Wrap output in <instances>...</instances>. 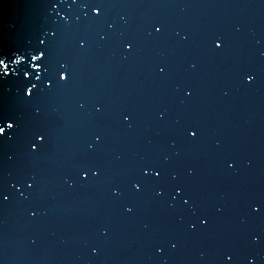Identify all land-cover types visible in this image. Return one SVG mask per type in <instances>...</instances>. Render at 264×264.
<instances>
[{"label":"water","instance_id":"obj_1","mask_svg":"<svg viewBox=\"0 0 264 264\" xmlns=\"http://www.w3.org/2000/svg\"><path fill=\"white\" fill-rule=\"evenodd\" d=\"M5 3L6 7L0 6V42L13 46L27 47L33 34L47 27L55 15L40 6L41 0ZM121 3L124 6L108 10L106 20L116 26L109 42H100L96 35L106 24L80 26L89 35L90 45L76 59L71 89L41 101L53 137L51 151L43 158H30L21 139L7 148V156L13 159L5 156L2 176L10 182L9 189L19 196L11 184L24 173L37 175L40 186L29 200L13 199L0 211L2 264H216L217 250L244 230L240 218L245 201L264 194V0ZM70 14L73 20L83 15L79 8ZM156 21L167 26V38L159 42L147 37ZM75 27L65 31L58 54L70 50ZM213 32L228 39L223 57L208 55L201 42ZM185 34L190 36L187 45L180 42ZM128 36L136 37L140 49L136 57L124 59L118 44ZM163 62L171 66L167 80L154 71L155 64ZM192 63L198 65L195 71ZM241 63L258 70L251 89L235 79L233 69ZM177 85L195 90L191 101L181 102L183 93ZM7 92L14 102L16 86L8 85ZM84 101H88L86 110H80L78 104ZM93 105H103V119L95 118ZM160 110L168 114L164 123L157 119ZM121 111L135 113L131 131L117 125ZM186 122H195L203 130L201 143L194 148L176 135ZM101 130L106 143L97 155L106 174L93 185L69 189L65 179L74 177L93 133ZM225 155L238 161V175L224 173ZM164 157L180 182L185 181L187 168L196 169L188 183L198 203L213 217L208 237L184 232L178 218L183 215L187 222L190 214L155 202L151 189L139 198L131 192L128 180L138 176L140 166L145 161L163 162ZM113 189H119L120 195L113 196ZM133 203L135 213L125 214L123 205ZM36 207L40 215L33 221L29 209ZM218 208L224 209L222 216H217ZM102 227L109 231L107 239L100 235ZM169 234L181 241L180 251L156 256L155 244ZM32 240L37 241L35 246ZM92 246L101 248L99 256L89 254ZM257 264H264V254Z\"/></svg>","mask_w":264,"mask_h":264},{"label":"snow or ice","instance_id":"obj_2","mask_svg":"<svg viewBox=\"0 0 264 264\" xmlns=\"http://www.w3.org/2000/svg\"><path fill=\"white\" fill-rule=\"evenodd\" d=\"M0 6H7L5 0H0ZM40 6L55 15L50 16L47 27L33 34L28 40L27 47L9 45L6 41L0 42V211L13 203V199L29 200L38 193L40 186L38 176L27 173L21 174L11 184L19 193L18 197L9 189L10 182L2 176L7 148L21 139L26 155L30 158L40 159L51 151L53 137L41 101L45 97H52L58 92L71 89L77 73L76 59L86 54L90 45L89 35L82 31L80 26L106 24V29L102 28L96 35L100 42L107 43L111 39V34L116 31L115 24L106 20L108 10L124 5L121 0H41ZM73 8L81 9L83 15L73 20L70 14ZM121 21L127 23L124 17H121ZM73 24L76 27L72 29L70 50L65 54H58V49L64 42L65 31L72 28ZM151 28L154 31L147 32L150 40L159 42L167 38V26L163 22H152ZM235 30L240 31L239 28ZM176 35L180 36V33ZM189 41L190 36L185 34L180 42L187 45ZM201 42L208 55L215 57H223L229 47L228 39L221 33H208L202 37ZM118 46L123 50L124 59H129L138 55L140 42L135 36H128L120 40ZM261 55L264 56V53ZM190 67L195 71L198 65L192 63ZM154 71L159 79L167 80L170 77L171 66L166 62L156 63ZM233 72L241 86L249 89L255 87L259 74L255 67L241 63ZM10 84L17 88L14 102L10 101L7 92ZM177 91L183 93L181 102L187 103L193 98L195 90L189 85H177ZM87 104L88 101H84L79 103L78 107L80 110H86ZM93 107L95 118L103 119L105 116L103 105ZM156 115L157 119L164 123L168 114L166 110H160ZM136 119L135 113L121 111L116 123L121 128L131 131L135 127ZM176 135L183 139L187 147L194 148L201 143L203 130L195 122H186L176 130ZM93 137L87 148L88 154L77 165L74 177L69 176L64 181L69 189L93 185L106 174L104 162L97 155L102 152L106 143L105 133L102 130L96 131ZM175 146L176 142L173 140L171 147ZM12 159L13 157L7 156L8 161ZM168 160V157H164L163 162L145 161L138 169V176L128 180L131 192L139 198L146 190L151 189L155 202L164 203L170 209L177 207L185 209L190 214L191 218L187 222L183 215L178 218L184 232L208 237L213 229V217L209 216L198 203L188 183V178L197 174L196 169L187 168L185 181L180 182L179 174L170 171L166 166ZM221 164L225 174H239L238 161L235 158L225 155ZM112 194L119 196V189H113ZM29 211L31 220L39 219L38 207ZM123 211L127 215H133L136 204L123 205ZM223 211V208H218L217 216H222ZM240 224L244 226V230L232 243L217 250L216 264H257L261 254H264V194L251 195L245 201ZM100 235L107 239L108 229L102 227ZM31 243L35 246L37 241L32 240ZM181 247V241L175 235L169 234L161 237L155 244L154 253L156 256L174 255ZM100 253L99 246H92L89 249V254L93 257L99 256ZM204 258L205 254L202 253L201 259Z\"/></svg>","mask_w":264,"mask_h":264}]
</instances>
